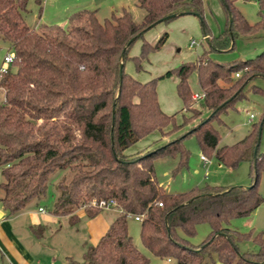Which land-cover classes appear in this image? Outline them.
I'll list each match as a JSON object with an SVG mask.
<instances>
[{
    "label": "trees",
    "instance_id": "obj_1",
    "mask_svg": "<svg viewBox=\"0 0 264 264\" xmlns=\"http://www.w3.org/2000/svg\"><path fill=\"white\" fill-rule=\"evenodd\" d=\"M26 1L0 0V38L11 55L0 72V204L5 214L42 197L49 176L62 169L67 173L56 183L51 213L68 215L75 223L79 208L88 217L101 211L92 205L100 199H113L118 210L99 240L85 246L81 260L68 259V264H148L127 230V217L134 214L141 215L142 245L157 257L172 258L174 264H264V233L226 225L231 218L249 215L262 201L256 185L258 170H264V152L253 149L264 113L233 144L218 146L212 124L222 123L219 114L244 97L251 78L264 77V49L225 63L208 56L211 50L232 48L238 36L264 33V18L248 23L231 0H221L231 21L227 19L218 35H209L207 48L193 61L141 82L124 71L125 60L131 59L140 70L147 55L165 42L167 32L154 43L142 40L138 54L128 56L132 42L158 22L173 18L162 19L166 15L200 14L202 0H137L144 10L139 22L125 8L99 20L94 8L83 7L66 15V26L40 22L32 27L23 16ZM36 1L39 15L41 0ZM192 71L203 94L199 107L190 103L187 77ZM170 75L177 77L181 110L189 113L182 114L180 123L174 113L163 112L157 100V79ZM250 88L264 94L259 86ZM185 124L190 125L184 133L166 142L133 155L124 152L153 130L166 135ZM189 134L195 135L202 155L212 151L220 164L234 167L248 160L249 187L205 184L167 192L155 176L153 160L177 157L173 173L186 167L188 150L181 141ZM201 222L210 229L194 245L188 238ZM40 228L33 227V233L39 235ZM247 240L254 248L241 249L239 243Z\"/></svg>",
    "mask_w": 264,
    "mask_h": 264
},
{
    "label": "rangeland",
    "instance_id": "obj_2",
    "mask_svg": "<svg viewBox=\"0 0 264 264\" xmlns=\"http://www.w3.org/2000/svg\"><path fill=\"white\" fill-rule=\"evenodd\" d=\"M76 0H41V12L38 15V3L36 0L26 1V11L23 13L25 22L29 26H36L38 23H57L66 26V15L79 8H96V16L99 20L109 17L111 13L119 15L121 5L125 7L133 16V20L139 22L142 19L144 10L136 5L137 0H93L94 2L80 4L76 6ZM239 12L248 23H254L260 17L264 18V0L260 3L258 0H231ZM75 2V3H74ZM40 16V18H39ZM228 16L221 0H202L200 14L193 11H187L182 15H177L167 21H160L151 28L147 29L141 38L132 42L128 49V56L137 55L142 40L154 43L163 33L167 32L165 42L156 50L151 51L142 61V68L136 70L131 59L127 58L124 63V71L132 75L137 80L144 81L158 77L167 69L174 68L183 62L193 61L204 49L207 48V39L203 34L216 36L225 29ZM195 44L189 46L190 40ZM264 49V33L258 31L254 34L241 35L234 39L232 48L223 50H211L208 53L209 58L217 62H231L237 59L250 58ZM10 54L8 43L0 38V64H4L2 56ZM177 77L175 75L159 77L157 79L156 94L163 102L170 104V111L163 112L175 114L176 123L182 120V114L188 115L185 110H181L183 103L178 97L175 89ZM191 93H200V87L197 82L195 71L189 73L187 77ZM254 84L264 89V77L254 76L243 88L244 97L234 101L231 107L225 112L219 114L222 121L218 124L212 121V124L218 131V146L224 144H233L242 139L251 129L253 123L260 120L264 113V94L254 91L250 85ZM201 99L191 100L193 107H199ZM206 111L202 110V115L206 116ZM253 116L250 118L249 114ZM194 122H191L192 124ZM190 124H185L179 129L161 135L158 130H153L146 135L148 138L155 135V139L148 147H154L169 139H172L187 130ZM169 126L163 128L168 130ZM144 135V136H146ZM143 136V137H144ZM142 138V137H141ZM147 138V137H146ZM182 144L188 150L187 166L173 173V168L177 164L175 156H159L153 160L155 176L158 182L167 192H181L190 189L193 186L202 187L205 184L210 186H229L240 185L248 186L251 182L250 163L248 160H240L234 167L218 163L212 151L203 153L208 158L206 163H202L200 155L202 151L194 134H189L182 139ZM258 150L264 152V120L261 125L258 141ZM67 170L57 169L48 178L45 193L39 199L31 201V207L37 209L38 206L44 207L45 212H50L56 194V183ZM1 179V177H0ZM257 191L262 197L261 203L247 216L231 218L226 224L229 228L240 232H251L252 234L264 233V170H258ZM1 193V192H0ZM36 204H33L35 203ZM114 208V206L112 207ZM14 230L19 231L21 223L19 220L11 222ZM128 233L138 250L145 255L148 264H174L172 258L157 257L148 251L141 243L139 237L140 223L132 215L127 217ZM209 225L205 222L195 225V232L188 239L196 245L199 244L208 234ZM66 225L53 236H49L41 241L39 264H45L44 257L55 255V261L59 262L62 254L72 248V233ZM241 249L254 248L252 241L247 240L239 243ZM72 251V250H71ZM76 255V254H75ZM4 264L0 260V264ZM215 264H224L216 261Z\"/></svg>",
    "mask_w": 264,
    "mask_h": 264
},
{
    "label": "crops",
    "instance_id": "obj_3",
    "mask_svg": "<svg viewBox=\"0 0 264 264\" xmlns=\"http://www.w3.org/2000/svg\"><path fill=\"white\" fill-rule=\"evenodd\" d=\"M75 2L76 6H81L80 4H86V6H88L87 4L94 1L76 0ZM122 8L125 7L121 5V9ZM94 9L96 10V8ZM203 36L206 38L209 34L204 33ZM145 79L146 78H143L142 81ZM157 87L156 84V88ZM157 100L162 110L165 112L171 110L170 104L165 103L163 105V102L158 95ZM154 139L155 135L151 136V138H148L147 135L139 138L137 141L129 145L124 152L127 155H133L138 151L147 148ZM31 202L32 201H29L22 209L10 215L5 214V211L0 204V260L4 264H39V259L35 256L40 258V252L38 253V251L41 249V241L49 236H53L52 234H56L64 225L71 229L72 251L67 250L65 254H62L58 259L59 262L55 261V255L44 257V259L46 258L44 262L45 264H68V259L80 261L85 246L88 244H95L99 240V238L105 233L109 221L118 211L116 208H103L98 213L88 217L85 215L84 210L79 208L75 212L78 220L75 223H70L68 215H55L51 212L46 213L44 207H42L43 210L40 211L38 208L41 206H38L37 209H35L31 207ZM33 204H36V202ZM12 220H19L21 223L19 231L14 230V227L11 224ZM35 226L41 227L39 235L33 233L32 228Z\"/></svg>",
    "mask_w": 264,
    "mask_h": 264
},
{
    "label": "built area",
    "instance_id": "obj_4",
    "mask_svg": "<svg viewBox=\"0 0 264 264\" xmlns=\"http://www.w3.org/2000/svg\"><path fill=\"white\" fill-rule=\"evenodd\" d=\"M195 44V41L193 39L190 40L189 42V46H192ZM11 60V55L9 53H6L2 56V61L4 62V64H0V72H4L5 68H6V64L8 62H10ZM235 76H238V73H235ZM203 96L202 92L200 93H192V98L194 100H198L201 99ZM253 115L250 113L249 117L251 118ZM200 159L203 161V163H206L208 161V158L205 155H200ZM92 205L99 207V208H110L113 207L115 205V201L113 199H108V200H104V199H100L99 201H93ZM158 205H161L160 202H158ZM40 211L43 210L42 207L38 208ZM134 219L136 220H140L141 215L138 214H134L132 215Z\"/></svg>",
    "mask_w": 264,
    "mask_h": 264
},
{
    "label": "water",
    "instance_id": "obj_5",
    "mask_svg": "<svg viewBox=\"0 0 264 264\" xmlns=\"http://www.w3.org/2000/svg\"><path fill=\"white\" fill-rule=\"evenodd\" d=\"M184 13H186V12H185V11H180V12H177V13H172V14L166 15V16L163 17L162 19L169 18V17H175V16H177V15H182V14H184ZM228 21H229V23H230V21H231V17H230V15H228ZM120 67H121V64H120ZM208 117H209V115L207 116V118H208ZM263 120H264V116L262 117V119L260 120V123H259V125H258V130H257V143H256L255 146H254L253 152H255V150H256L257 147H258V141H259V136H260V130H261V125H262ZM244 187H249V185H248V186H244Z\"/></svg>",
    "mask_w": 264,
    "mask_h": 264
}]
</instances>
